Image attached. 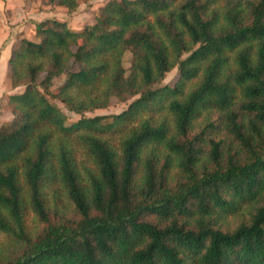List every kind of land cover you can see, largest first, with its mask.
Here are the masks:
<instances>
[{
	"label": "trees",
	"instance_id": "trees-1",
	"mask_svg": "<svg viewBox=\"0 0 264 264\" xmlns=\"http://www.w3.org/2000/svg\"><path fill=\"white\" fill-rule=\"evenodd\" d=\"M33 34L8 59L0 264H264V0H109Z\"/></svg>",
	"mask_w": 264,
	"mask_h": 264
},
{
	"label": "rangeland",
	"instance_id": "rangeland-1",
	"mask_svg": "<svg viewBox=\"0 0 264 264\" xmlns=\"http://www.w3.org/2000/svg\"><path fill=\"white\" fill-rule=\"evenodd\" d=\"M28 0H17V9L16 11H9L10 12V21L15 23L18 19L22 18L24 16V19H26L27 22H36L38 20L44 19V18H54L59 20H67L71 27H73L74 30L77 28H82L88 24H91L93 22V16L95 12H97L98 8L102 5H104L109 0H79L78 7L76 9V12L73 14H68L67 11L59 6L56 5H49L47 1H43L41 3L35 2V3H28ZM23 19V18H22ZM8 22V21H7ZM12 25V24H11ZM30 25L25 27L24 33L27 35H31L30 33ZM130 60H131V54L129 52H126L123 58V65L125 69H128L130 66ZM70 68L67 70L69 71ZM66 77V73L61 75L59 78H57L53 86L50 90H54L57 86H59L63 80ZM178 78V71L176 68L172 69L169 73L166 74L165 78L163 79L161 85H168L172 86ZM132 100H129L127 102H117L116 100H112L111 104L104 108V109H98L92 112H86V117H94V116H111L120 114L122 111H124L129 103ZM57 106L61 109L63 113L67 115V121L68 123H74L77 120H79L80 116L76 115L74 113H71L68 111L65 106L60 103L58 100L55 101ZM61 208L66 209L68 207V204L65 200H62L61 203H59ZM239 221V218H233L229 220L230 225H235ZM26 224L28 227L32 226V216L27 215L26 217ZM6 240L5 238L0 235V245H5Z\"/></svg>",
	"mask_w": 264,
	"mask_h": 264
},
{
	"label": "crops",
	"instance_id": "crops-1",
	"mask_svg": "<svg viewBox=\"0 0 264 264\" xmlns=\"http://www.w3.org/2000/svg\"><path fill=\"white\" fill-rule=\"evenodd\" d=\"M27 2L41 3L43 1L28 0ZM17 4V0H0V123H8L13 119V115L7 107V97L9 95L19 94L22 92V88H13L11 86L10 70L8 66L9 56L20 39L26 38L37 41L33 34L34 25L45 19L26 23V19H24L23 16V19L20 18L13 23L10 21L9 11H16L18 6ZM28 25H30L29 31L31 35L24 33L25 27ZM71 28L73 29V27Z\"/></svg>",
	"mask_w": 264,
	"mask_h": 264
}]
</instances>
